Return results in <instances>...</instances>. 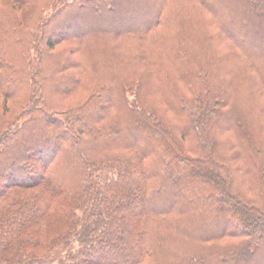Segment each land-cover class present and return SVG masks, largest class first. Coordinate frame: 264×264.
Instances as JSON below:
<instances>
[{
  "label": "trees",
  "instance_id": "trees-1",
  "mask_svg": "<svg viewBox=\"0 0 264 264\" xmlns=\"http://www.w3.org/2000/svg\"><path fill=\"white\" fill-rule=\"evenodd\" d=\"M261 258L264 0H0V264Z\"/></svg>",
  "mask_w": 264,
  "mask_h": 264
},
{
  "label": "rangeland",
  "instance_id": "rangeland-1",
  "mask_svg": "<svg viewBox=\"0 0 264 264\" xmlns=\"http://www.w3.org/2000/svg\"><path fill=\"white\" fill-rule=\"evenodd\" d=\"M130 22H131V18L128 19V21L126 22V24H127L126 26H129ZM65 253H66V249L59 248L51 256H54V258H56V260H58V258L60 259ZM256 264H264V258H261V260L258 261Z\"/></svg>",
  "mask_w": 264,
  "mask_h": 264
}]
</instances>
